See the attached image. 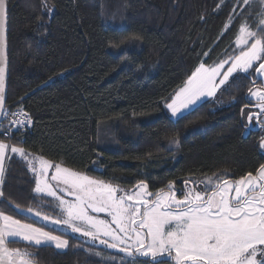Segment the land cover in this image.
<instances>
[{"label":"trees","instance_id":"trees-1","mask_svg":"<svg viewBox=\"0 0 264 264\" xmlns=\"http://www.w3.org/2000/svg\"><path fill=\"white\" fill-rule=\"evenodd\" d=\"M257 12L259 5L249 15L237 0H7L5 111L22 108L33 121L12 145L126 190L140 180L154 193L169 181L181 188L214 173L230 180L255 174L264 164V135H246L241 115L245 104L244 111L254 105L249 88L263 87L254 72L176 120L164 107L200 63L231 54L243 20L255 30ZM230 15L235 19L225 31ZM9 156L0 208L70 244L64 252L19 242L11 248H27L34 264H132L117 250L28 216V208L59 211L35 194L26 162Z\"/></svg>","mask_w":264,"mask_h":264},{"label":"snow or ice","instance_id":"snow-or-ice-1","mask_svg":"<svg viewBox=\"0 0 264 264\" xmlns=\"http://www.w3.org/2000/svg\"><path fill=\"white\" fill-rule=\"evenodd\" d=\"M237 3L245 6L249 15L253 5H259L255 30L243 20L235 37L234 54L213 65L202 62L195 68L166 103L173 117L182 115L201 100L216 97L236 73L254 72L264 78V0H237ZM6 16L5 0H0V115H7ZM234 19L229 16L225 31ZM226 65L229 66L225 70ZM248 91L259 111L245 113L244 108L248 107L245 104L241 115L247 116L249 126L255 118L264 128V87ZM20 115L24 117L22 120L17 118L11 123L24 128L31 118L22 108ZM172 143L179 146V139L173 138ZM260 147L264 149V137ZM9 153L22 158L34 174L33 191L51 197L59 210L56 217L32 208L27 209L29 213L118 250L132 258V264H137L140 258H147L143 264H264V164L255 174L248 172L235 180L226 178V172L214 173L202 181L185 180L182 198H178L174 181L154 193L144 180L126 190L65 167L62 162L34 156L25 148L3 140H0V186L5 181ZM50 170L54 171L50 174ZM198 184L204 185L202 190L197 188ZM3 195L0 190V198ZM101 213L110 219L101 218ZM17 241L30 246H54L58 250L70 247L69 240L63 236L24 223L0 208V264H34V253L27 248L9 247ZM94 254L101 255L99 251Z\"/></svg>","mask_w":264,"mask_h":264},{"label":"rangeland","instance_id":"rangeland-1","mask_svg":"<svg viewBox=\"0 0 264 264\" xmlns=\"http://www.w3.org/2000/svg\"><path fill=\"white\" fill-rule=\"evenodd\" d=\"M235 47H236V46H235V43H234V46H233V49H232L231 54L228 55V56H226V58H228L229 56H231V55L234 54V49H235ZM226 58H225V59H226ZM228 66H229V65H226V66H225V70H226V68H227ZM250 71H251V70H250ZM241 75H247V74L236 73V74H234V77L230 78L229 82H230L233 78H236V77L241 76ZM255 75H256V74H255ZM256 77H257V76H256ZM257 78H258L259 80L262 81V85H263V87H264V78H260V77H257ZM227 85H228V84H227ZM227 85L223 86V87L218 91L216 97H214V98H209V99H205V100H201L200 102L197 103V105H195V106L191 107L190 109L184 111L183 114L180 115V116H178V117H173V116L171 115V113H170V110L167 109L166 105H165V107H164L165 112H166V113H167L172 119H174V120H176V119H178V118H181L182 116H184V115H186V114H188V113L194 111L195 109H197V108L200 107L201 105H203V104H205V103H207V102H209V101H214V100H216V98L220 95V93L223 91V89H225V88L227 87ZM250 101H251V102L253 101V103H255V98H251V97H250ZM249 111H251V112H258L259 109L256 108L255 105H253V106H251L248 110H246V111H244V112H245V113H248ZM242 118H243V121H244V124H245V127H246V135H248L249 133H251V131H255V130H262V133H263V135H264V128H262L259 124H257L255 118L253 119V122H252V124H251L250 126L248 125L247 116L244 115V116H242ZM261 150H262V152L264 153V149L261 148ZM12 155H14V156H18V155H15V154H12ZM26 164H27V163H26ZM51 171H54V170H50V174H51ZM32 174H33V173H32ZM33 176H34V174H33ZM205 179H206V178H204V179H199V180H195V181H202V180H205ZM53 183H55V182H53ZM203 187H204L203 184H198V185H197V188L200 189V190H202ZM175 189L177 190V197H178V198H182V192H183V190L185 189V185H183V187H181V188L175 186ZM35 194H36V193H35ZM36 195H38V194H36ZM38 196L45 197V198H48V199L52 200L53 203H54L53 209L56 210V211H59L58 209L55 208L56 201H54L51 197H48V196H45V195H38ZM65 199H71V197L65 196ZM45 214H46V213H45ZM27 215L30 216L31 218H33L34 220L38 221L39 223L43 224V225L46 226V227H49V228H52V229L58 230V231H60V232H62V233H64V234H67V235H69V236H72V237H75V238H77V239L83 240V241H85L86 243H90V244H93V245H100L98 241H91V240H89L87 237H84V236L80 235L79 233H72L69 229H67L66 227H64V226H62V225H56V224H52V223L46 222V221L40 219L39 217H36L33 213H29V212H27ZM48 215H50V214H48ZM50 216H52V215H50ZM99 216H100L101 218L110 219L109 217H106L105 214H103V213L99 214ZM53 217H56V216H53ZM27 245H28V244H27ZM33 247H46V246H33ZM49 247H52V248H54L55 250L60 251V250L56 249L54 246H49ZM113 250H115V249H113ZM117 251H118V250H117ZM123 257H124V259H126V260H132V258L127 257V256H125V255H123Z\"/></svg>","mask_w":264,"mask_h":264},{"label":"built area","instance_id":"built-area-1","mask_svg":"<svg viewBox=\"0 0 264 264\" xmlns=\"http://www.w3.org/2000/svg\"><path fill=\"white\" fill-rule=\"evenodd\" d=\"M7 115H3L1 125H0V137L6 143L12 145L14 141H19L26 132L32 130L33 121L24 128H18L17 125L11 123L12 120L17 118L23 119L24 117L20 115V110L6 112ZM10 113H17V116H12ZM31 118V117H30Z\"/></svg>","mask_w":264,"mask_h":264},{"label":"water","instance_id":"water-1","mask_svg":"<svg viewBox=\"0 0 264 264\" xmlns=\"http://www.w3.org/2000/svg\"><path fill=\"white\" fill-rule=\"evenodd\" d=\"M6 3V13H7V0ZM5 31H6V41H7V71H6V78H5V109L7 103V94H8V83H9V60H8V15L6 16V24H5ZM3 115H0V125L2 121Z\"/></svg>","mask_w":264,"mask_h":264},{"label":"crops","instance_id":"crops-1","mask_svg":"<svg viewBox=\"0 0 264 264\" xmlns=\"http://www.w3.org/2000/svg\"><path fill=\"white\" fill-rule=\"evenodd\" d=\"M252 103H253V101H252ZM254 105H255V103H254ZM7 161L8 160H6V162H5V168H6V165H7ZM0 190H2V186H0ZM17 242H19V243H24V244H27L26 242H23V241H17ZM10 247V246H9ZM11 248V247H10ZM67 249H65V250H60V252H64V251H66Z\"/></svg>","mask_w":264,"mask_h":264}]
</instances>
